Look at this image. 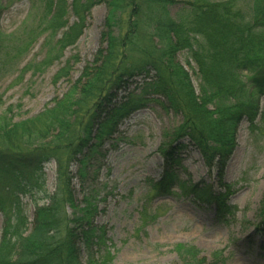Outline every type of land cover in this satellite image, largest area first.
<instances>
[{"label":"trees","instance_id":"1","mask_svg":"<svg viewBox=\"0 0 264 264\" xmlns=\"http://www.w3.org/2000/svg\"><path fill=\"white\" fill-rule=\"evenodd\" d=\"M102 1L31 0L33 8L38 4L37 15L18 35L0 32V57L11 53L13 59L20 58L47 35V42L56 40L38 65L37 71H42L76 43L89 11ZM239 1L107 0L102 35L106 50L80 79L34 118L13 122L8 116L12 108L5 110L0 116V212L5 219L0 264H82V252L87 264H101L93 260V249L103 245L105 228L91 221L95 207L88 195L83 207L77 205L71 167L77 166L82 184L91 156L141 103L129 97L118 100L113 92L142 75L148 80L144 93L163 98L164 107L182 119L157 150L163 173L151 183V194L168 196L177 186L184 197L214 203L217 217L232 214L226 194L215 193L206 184L180 182L175 168L186 140L220 185L240 124L255 129L264 97V0H246L245 10ZM174 5L181 8L172 16ZM70 13L76 21L68 26ZM7 44H13L10 52ZM180 53L195 66L196 89L177 60ZM151 72L154 76L149 78ZM49 162L56 165L55 190L46 203L35 206L28 222L19 197L42 187V168ZM258 219L257 227L264 229V196ZM172 251L181 264H216L202 258L193 245L177 244ZM222 254L216 252L212 258L219 262Z\"/></svg>","mask_w":264,"mask_h":264},{"label":"rangeland","instance_id":"2","mask_svg":"<svg viewBox=\"0 0 264 264\" xmlns=\"http://www.w3.org/2000/svg\"><path fill=\"white\" fill-rule=\"evenodd\" d=\"M106 2L103 0L89 11L76 43L42 71H37L38 65L56 40L47 42V35L20 58L13 59L11 53L0 57V116L11 107L8 116L13 122L34 118L67 93L99 52L106 50L102 38L109 11ZM245 4L246 0L237 2L244 10ZM35 6L31 0H0V32L20 34L23 24L37 15L38 4ZM180 8V5L170 7L171 15ZM75 21L70 13L68 26ZM5 48L10 52L13 44ZM177 60L196 89L194 64L185 53L178 54ZM62 70L63 75L55 79ZM153 76L151 72L149 78ZM147 81L142 75L129 81L125 89L113 92L118 100L129 97L141 103L118 123L91 156L82 184L76 175L77 166L71 167L77 205L83 207V199L88 195L95 207L91 221L105 228L104 243L100 250L93 249V260L101 264H181L172 249L177 244H187L195 246L209 263L264 264V229L257 227L264 196V98L260 101L255 129H249L246 122L240 124L236 148L220 185L215 174H209L199 152L188 141H182L180 166L175 168L178 180L206 184L215 193L226 194V205L232 214L219 218L214 203L184 197L177 186L168 196L151 194V183L159 181L163 173V160L157 150L165 141V134L176 130L182 119L164 107L163 98L144 93L142 88ZM42 174V187L19 197L20 211L28 222L33 218L35 206L46 203L47 196L55 190L54 162L43 165ZM4 220L0 212V238ZM220 251L223 260L218 262L212 255ZM80 258L82 264H87L84 252Z\"/></svg>","mask_w":264,"mask_h":264}]
</instances>
